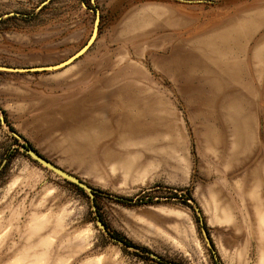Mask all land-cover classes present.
Here are the masks:
<instances>
[{
    "label": "rangeland",
    "instance_id": "1",
    "mask_svg": "<svg viewBox=\"0 0 264 264\" xmlns=\"http://www.w3.org/2000/svg\"><path fill=\"white\" fill-rule=\"evenodd\" d=\"M84 47L0 71V264H264V0H0V67Z\"/></svg>",
    "mask_w": 264,
    "mask_h": 264
},
{
    "label": "water",
    "instance_id": "2",
    "mask_svg": "<svg viewBox=\"0 0 264 264\" xmlns=\"http://www.w3.org/2000/svg\"><path fill=\"white\" fill-rule=\"evenodd\" d=\"M92 3H94V0H91ZM97 14V19H99V12H96ZM98 22L96 23V30L98 33ZM88 47H84L82 48L78 53H76L74 56L70 57L68 60L58 64V65H54V66H48V67H39V68H34V69H14V68H8V67H0V71H6V72H23V71H53V70H57V69H61L63 67H66L68 65H70L71 63H73L74 61H76L78 58H80L86 51H87ZM0 122L2 124H4V118L0 117ZM12 135L17 138L18 140H22L21 137L16 134V133H12ZM21 151L24 152V154H26L31 160H33L35 163L39 164L41 167L45 168L46 170L56 174L57 176H59L60 178L78 186L79 188H81L82 190H84L90 200H91V204H92V208L93 210H95L96 206H95V191L90 188L87 184L83 183L80 179H78L77 177L73 176L72 174H69L68 172L64 171L63 169L59 168L58 166H56L55 164H53L52 162H50L49 160H47L46 158H44L42 155H40L38 152H36L34 149L30 148L26 145H23L20 147ZM196 214L199 218V222L202 226V232H203V236H204V240L207 244V246L210 248V250L213 252V247H212V243L210 241V238L208 236V234L206 233L205 229L203 228L204 226V222L202 219V214L199 210H196ZM96 224L97 227L108 237L110 238L113 242H116L122 246H125L126 248H131L129 246H127L125 243H123L120 240H117L115 238H113L109 231L107 230L106 226L104 225V223L102 222V220L99 218V216L96 217ZM148 256H150L153 259L159 260V258L152 254V253H147ZM215 255V254H214Z\"/></svg>",
    "mask_w": 264,
    "mask_h": 264
},
{
    "label": "crops",
    "instance_id": "3",
    "mask_svg": "<svg viewBox=\"0 0 264 264\" xmlns=\"http://www.w3.org/2000/svg\"><path fill=\"white\" fill-rule=\"evenodd\" d=\"M119 105V110L121 111L117 116L115 115L114 118L116 117L117 120H116V125H114L115 128H117L118 130H121V129H126L128 128L129 131L131 130H134L133 129V124L132 123H127L126 125L122 126V127H119L118 125V121L119 119H121V121H124L126 116H128V111L125 110V103H123V100L120 101L118 103ZM103 110V109H102ZM94 111H98L96 109V107H94ZM92 112V114H93ZM93 117V115H91V117H89V119H91ZM95 117H93L94 119ZM115 118V119H116ZM96 120H98L97 122L96 121H92L90 120L88 123L89 125H85V127H80L79 130H77L76 132L72 133L71 134V140L72 138H74V136H77L78 138L80 137H84L85 135H88L89 136V140H88V144H94L96 143V139L100 136V135H104L106 134L107 132L110 131V127L111 126V122L109 119L107 118H101V119H97L96 117ZM72 143V142H71ZM74 144V143H73ZM75 148H77V144H75L74 146Z\"/></svg>",
    "mask_w": 264,
    "mask_h": 264
},
{
    "label": "bare ground",
    "instance_id": "4",
    "mask_svg": "<svg viewBox=\"0 0 264 264\" xmlns=\"http://www.w3.org/2000/svg\"><path fill=\"white\" fill-rule=\"evenodd\" d=\"M96 36H97V30H96V23H95L94 31H93V34H92V38L90 39L89 45H91L94 42V40L96 39Z\"/></svg>",
    "mask_w": 264,
    "mask_h": 264
},
{
    "label": "trees",
    "instance_id": "5",
    "mask_svg": "<svg viewBox=\"0 0 264 264\" xmlns=\"http://www.w3.org/2000/svg\"><path fill=\"white\" fill-rule=\"evenodd\" d=\"M69 183V182H68ZM70 184H72V183H70ZM74 185V184H73ZM76 186V185H75ZM77 188H78V190H80V191H82V192H84V190H82L81 188H79L78 186H76ZM112 237L114 236V237H118L117 235H115V234H110ZM121 239V238H120ZM123 243H125L126 244V241H123ZM127 245V244H126ZM142 251V250H141Z\"/></svg>",
    "mask_w": 264,
    "mask_h": 264
}]
</instances>
